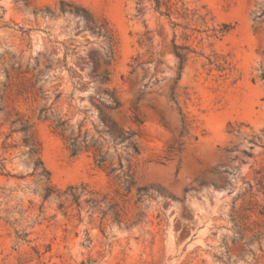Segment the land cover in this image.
<instances>
[{"label": "rangeland", "instance_id": "obj_1", "mask_svg": "<svg viewBox=\"0 0 264 264\" xmlns=\"http://www.w3.org/2000/svg\"><path fill=\"white\" fill-rule=\"evenodd\" d=\"M160 1L0 0V160L15 175L0 169V264H264V0ZM173 42L192 50L179 80ZM1 108L30 119L57 188L86 184L105 202L65 214L44 201ZM60 118L67 133L102 131L109 161L133 167L130 191L91 152L72 156ZM131 130L140 153L115 138ZM115 202L121 223L103 217ZM234 213L251 243L234 240Z\"/></svg>", "mask_w": 264, "mask_h": 264}, {"label": "trees", "instance_id": "obj_2", "mask_svg": "<svg viewBox=\"0 0 264 264\" xmlns=\"http://www.w3.org/2000/svg\"><path fill=\"white\" fill-rule=\"evenodd\" d=\"M142 0H138V4L141 3ZM161 1L156 0V8L159 9L161 7ZM61 11L63 13L70 12L76 15H79L82 19L89 22L92 21V16L90 12L83 7L73 6L72 4H68L64 1L61 2ZM50 11V10H49ZM259 15H256L255 18H258ZM227 30L229 26H227ZM97 34L104 38L107 42L108 48V56L109 59L112 60L114 56V36L111 30L108 28L106 24L101 25L97 29ZM150 39V37L148 38ZM191 49L189 46L180 45L176 42H173V52L175 56L179 60V74L177 79L179 80L181 77V72L189 58V54L191 53ZM107 56V57H108ZM109 71L106 74L101 75V80L103 82H108ZM106 94H108L111 99L110 105L108 106L110 109H118L121 107L122 102L119 98L116 97L115 91L108 92V90H104ZM174 103L178 106L179 101L177 99V95L175 92L172 93L171 96ZM1 111L5 113L3 108ZM179 111L183 116V110L179 107ZM6 114V121L10 122L11 125V134L12 133H21L22 134V144L27 148L25 154L27 155V164L32 167L31 175L35 176L36 183L38 184L35 190L39 189L40 194L43 197L44 201H47L51 198L58 201V208L67 214V210L71 205H76L78 208H81L83 202L87 203L90 208H99L102 203L105 202L106 197L100 198L99 193L89 189L88 185H70L65 190H60L52 183V175L51 171L45 165L42 157H41V143L39 142L36 132L34 129V125L31 123L30 119L25 118L23 116H18L17 118H10V114L8 112ZM102 120L105 122L104 118ZM112 126H108L107 132L109 134H113V131L116 130V122L111 120ZM135 123H142L141 119L138 115L135 116ZM56 128L59 130V134L66 141L67 147L70 150L72 156L79 155L82 152H91L94 158V162L97 167L104 170L109 176L114 175L115 178L119 181L122 187L130 191V186L134 183L133 181V167L129 163L124 164L123 160L120 159L116 164L112 161H109V150L105 148L106 138L102 136V131L98 130L96 127V134H92L89 130L83 131V124L79 125L77 131L75 129H71L70 133L67 131L70 129L69 123L67 120L58 119L56 123ZM137 136V132L134 130L125 131L124 133L121 131L117 132L115 136L116 139H119L121 142H126V147L130 148L135 153H140V146L138 140L135 138ZM6 163L2 159L0 160V169L2 170V174L7 176H15L11 175L10 172L6 171ZM6 171V172H5ZM18 177V176H16ZM22 177V176H21ZM264 189V186H263ZM143 189H138L139 199L141 200L143 197ZM84 198V199H83ZM69 203V205H68ZM119 203H111L107 204L106 207L102 210L103 217H105L109 212L113 214V218L115 221L121 223V213L122 210L118 208ZM264 214V212H261ZM234 213L233 219L235 220V226L238 228L237 232L238 237H235L234 240L243 239L245 244H249L253 241V239H247L245 232L241 229L240 224L237 221V218ZM258 238V235L256 236ZM228 252H231V249L228 247Z\"/></svg>", "mask_w": 264, "mask_h": 264}]
</instances>
